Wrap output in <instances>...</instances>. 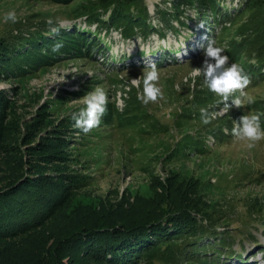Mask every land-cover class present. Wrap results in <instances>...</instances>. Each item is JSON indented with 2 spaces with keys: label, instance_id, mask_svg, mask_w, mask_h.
<instances>
[{
  "label": "rangeland",
  "instance_id": "1",
  "mask_svg": "<svg viewBox=\"0 0 264 264\" xmlns=\"http://www.w3.org/2000/svg\"><path fill=\"white\" fill-rule=\"evenodd\" d=\"M98 1L0 0V187L22 180L20 189L51 198L38 226L0 240V264H94L79 250L83 239L67 240L85 222L105 216L146 221L182 202L227 214L217 226L231 236L232 246L220 256L210 249L205 261L264 264V140L249 148L232 136L233 122L249 113L260 114L264 130V61L257 59H264V36L257 51L237 36L256 9L241 14L245 0H217L215 12L207 1L192 0L179 17L170 16L174 30L158 12L174 13L173 0H141L150 22L161 29L145 39L140 31L126 37L125 26L110 24V13L102 16L104 26L80 15ZM258 5L264 15V0ZM9 11L16 12V23L4 21ZM49 19L58 33L51 31ZM231 19L232 24L226 22ZM200 22L204 28L197 30ZM59 33L76 41L85 33L96 44L88 54L86 43L82 54L71 50L74 55L62 54L57 61L28 53L30 43L55 40ZM208 39L225 55V49L242 53L229 63L249 76L245 92L251 103L244 100L205 125L200 109L214 112L223 106L203 86L202 75H191L203 64ZM13 44L17 50L11 52ZM153 62L163 99L144 105L137 96L143 70ZM140 77L138 85L131 84ZM97 86L108 95L107 112L99 127L84 134L74 127L71 113L85 107L82 98ZM151 233L121 234L110 246L109 260L124 263L138 248L136 238ZM211 242L204 240L200 249ZM183 247L165 243L153 256L132 258L131 264H193L190 255L196 258L198 247L185 252Z\"/></svg>",
  "mask_w": 264,
  "mask_h": 264
},
{
  "label": "trees",
  "instance_id": "2",
  "mask_svg": "<svg viewBox=\"0 0 264 264\" xmlns=\"http://www.w3.org/2000/svg\"><path fill=\"white\" fill-rule=\"evenodd\" d=\"M55 1L65 3L70 0ZM206 1L208 3H206ZM216 1L217 0H205V3L209 6L210 10L216 12ZM173 2L176 8L174 13L162 11L161 9H158V12L167 28L177 30L170 16L177 18L185 11L184 7H192L193 5L192 0H173ZM258 2L259 0H245L241 9V14L250 7L256 10L253 16L248 18L247 21L238 28L239 32L237 33V36L242 37L244 40L242 44L247 45L250 50L254 51L260 50L259 44L261 40H263L261 35L264 36V15L258 12L261 8ZM180 7H182V9H180ZM80 12V15L86 16L87 20H90V23H97L98 26H104V24H106V21H102V16L110 13V24H117L114 27L125 26V30L122 27L120 28H122V31L124 30L123 33H125L124 35L126 37L133 36L138 31L143 34L142 36L145 39L149 36L150 31L161 33V29L150 22L151 18L148 8L144 4V1L141 0H99L98 2H93L89 8L85 7V9ZM222 16L224 17V15ZM226 22L232 24L234 20H226ZM184 24L183 22L181 23V25ZM85 35V33H79L77 41L65 35L62 36L60 33L57 34L58 37H56L55 40L50 38L39 39L29 44L32 49H30L28 53L34 56L40 54L45 58L46 62L57 61L62 58L64 54L74 55L75 53L71 52V50L82 54L83 51L81 50V46L87 43L88 50L86 54H88L90 46L96 43L94 44V40H90ZM57 41H61L63 47L58 52H53L51 50L52 45ZM15 45L13 44L9 47L11 48V52L17 50ZM225 53L231 61L235 60L234 56H239L237 54H242H233L226 49ZM262 56L264 57V55ZM257 59L261 64L264 61V59L260 57H257ZM45 61H41L40 63L42 64ZM21 181L22 180H19L18 182L0 187V240L21 235L31 228L38 226L40 224L38 222L46 218L44 217L46 216L44 206H46L47 202L50 203L51 198L49 197L48 201L45 200V195L43 196V194L39 192H25V189L19 188V183ZM32 185L39 187L37 182ZM197 205L198 202L192 205L191 203L184 202L178 205L172 203V209L170 212L168 211V214L165 216L160 214L146 221L142 219L133 220V218L112 216L98 217L96 221L90 220L85 222L84 225L67 240L68 242H73L83 239L80 245L81 249L79 250L83 251L88 260L94 264H131L132 258H143L146 255H149V257L153 256L160 250L161 245L165 243L176 248H180L184 244L183 249H181L184 252L190 247H198L197 257L195 258L194 254L190 255L193 264H219L217 261L208 263L205 261L206 259L204 257L210 249H212L215 256H217L216 254H218V256L221 254L224 255V251L229 250L232 246L231 236L228 235L225 237L224 232H218L217 226L221 219L220 217L225 218L227 214L223 215V212L212 213L207 209L199 208ZM192 206H194V208H190ZM204 222H206V224H203ZM144 229H150L153 233H151L149 237L143 238H146V240H139L136 238L135 247L138 246V248L136 251H132L130 256L127 255L129 259L124 263L109 260V256L114 254V250L110 246L113 245L112 243L116 242L117 237L121 234H129ZM224 231L225 234L228 233L227 229ZM252 237L254 238V236ZM204 240L212 242L203 245L202 251L200 247ZM75 248L76 246H73L74 250ZM218 248H221V250ZM119 250L122 249H117L116 252ZM214 258L219 259L218 257Z\"/></svg>",
  "mask_w": 264,
  "mask_h": 264
},
{
  "label": "clouds",
  "instance_id": "3",
  "mask_svg": "<svg viewBox=\"0 0 264 264\" xmlns=\"http://www.w3.org/2000/svg\"><path fill=\"white\" fill-rule=\"evenodd\" d=\"M4 21L12 23L17 22L15 11H9L4 15ZM50 29L54 33L59 32V28L51 27L54 24L52 19L48 20ZM197 30L204 28L202 22L197 24ZM63 47L61 41L52 45V51L58 52ZM204 61L201 67L192 68L191 75L203 76V86L216 94L220 99L216 102L217 106L223 105L218 111L209 112L206 108L200 109L201 121L207 125L219 116L229 112L232 106L240 108L244 100L251 103L245 89L251 83L249 76L243 68L236 63H229V57L224 54V48L217 46L214 39H208L207 46L203 48ZM140 78L132 79V85H138ZM160 70L156 63H149L143 70V90L138 93L137 98L147 105L150 102L155 103L158 99H163V92L159 86ZM238 96H234L235 93ZM230 98H232L230 100ZM85 107L77 112L71 113V119L74 121V127L80 129L84 134L92 129L99 127L103 116L107 112L108 95L102 86L95 87L83 98ZM231 101V104L228 102ZM260 114H245L239 122H233L232 136L240 141L248 142L247 146L252 148L255 142L264 140V130L260 124Z\"/></svg>",
  "mask_w": 264,
  "mask_h": 264
}]
</instances>
